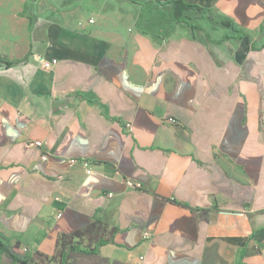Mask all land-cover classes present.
I'll list each match as a JSON object with an SVG mask.
<instances>
[{"label":"crops","instance_id":"crops-1","mask_svg":"<svg viewBox=\"0 0 264 264\" xmlns=\"http://www.w3.org/2000/svg\"><path fill=\"white\" fill-rule=\"evenodd\" d=\"M28 1L0 0V58L28 55L0 63V231L53 264H264V0H185L248 33L218 44Z\"/></svg>","mask_w":264,"mask_h":264},{"label":"trees","instance_id":"trees-1","mask_svg":"<svg viewBox=\"0 0 264 264\" xmlns=\"http://www.w3.org/2000/svg\"><path fill=\"white\" fill-rule=\"evenodd\" d=\"M40 0H29L25 6V10H29L27 13L31 23H35L37 17L34 14V6ZM139 6L144 7L147 0H130ZM163 11L162 14H166L175 24L187 28L195 39H198V35L204 32L206 29L203 25V21H209L215 25L225 29L224 36L217 40L216 43H221L226 39H243L248 36V33L240 27L234 20L221 15L217 10L213 8H207L198 4H192L185 0H152ZM207 41H211V36L205 34L204 37ZM215 42V40H212ZM264 46V45H263ZM28 58V55L22 59L7 60L0 58V63H5L6 66L20 64ZM76 234H82L78 231ZM104 241H101L103 244ZM79 254H96L97 250L93 249H76ZM55 256V255H54ZM49 259V256L43 255L39 252L28 254L20 250V243H12L11 239L0 231V264H44L45 260ZM68 257L64 254V249L61 251L60 264H67Z\"/></svg>","mask_w":264,"mask_h":264},{"label":"rangeland","instance_id":"rangeland-1","mask_svg":"<svg viewBox=\"0 0 264 264\" xmlns=\"http://www.w3.org/2000/svg\"><path fill=\"white\" fill-rule=\"evenodd\" d=\"M107 1L108 0H41L34 6V12L38 17L37 19H39V16L44 17L45 19L43 18V21L44 22L48 21L49 23L51 22L52 17L56 15V12L71 10L76 8L77 6H82L83 8H87L90 11L88 12V14H92L94 17L96 15V12L108 8ZM114 3L115 2H113V4ZM138 9L141 10L139 16L143 18V21H145L144 19L148 21H154L153 19L157 17L170 21V18H168L166 14H162L163 10L152 0H147L145 2V7L143 9L142 8H138ZM171 23L173 22L171 21ZM203 25L206 30L212 33V36L214 37L215 40L214 43L218 44L216 43V41L224 36L226 30L209 21H203ZM164 26L168 27V24H164ZM137 28L143 30H149L152 33L158 32L155 26L153 27L150 26L148 28V25L145 22H141L140 24H138ZM200 35L202 37L203 36L205 37V32H201ZM228 40L229 39H226V41ZM234 41L238 42V39L237 40L234 39ZM57 258H58L57 256H49V259H46L44 264H53L56 262Z\"/></svg>","mask_w":264,"mask_h":264},{"label":"built area","instance_id":"built-area-1","mask_svg":"<svg viewBox=\"0 0 264 264\" xmlns=\"http://www.w3.org/2000/svg\"><path fill=\"white\" fill-rule=\"evenodd\" d=\"M89 22L90 23H94L95 22V18L91 17L89 19ZM57 62H58V59H52L51 61H46L44 63V65L46 67H50L52 64H56ZM169 120L172 121V122H176V120L174 118H170ZM38 144H41V142H38ZM44 158H46V156H44ZM83 163L87 167V172L88 173H91L92 172V169L90 167V164L88 162H86V161H84ZM126 184H127L128 187H131V188H137V189H139V188H142L143 187V183L142 182H140V181H134V180H131V179H126ZM110 195H112V193H110Z\"/></svg>","mask_w":264,"mask_h":264}]
</instances>
